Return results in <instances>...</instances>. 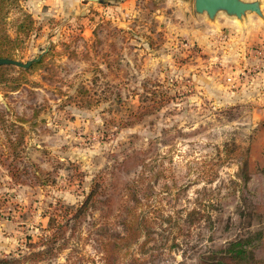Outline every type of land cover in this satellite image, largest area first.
I'll use <instances>...</instances> for the list:
<instances>
[{
  "label": "rangeland",
  "instance_id": "1",
  "mask_svg": "<svg viewBox=\"0 0 264 264\" xmlns=\"http://www.w3.org/2000/svg\"><path fill=\"white\" fill-rule=\"evenodd\" d=\"M90 3L21 0L4 24L0 57L42 58L0 67V264H264V155L217 55L235 34L204 51L166 28L174 0Z\"/></svg>",
  "mask_w": 264,
  "mask_h": 264
},
{
  "label": "crops",
  "instance_id": "2",
  "mask_svg": "<svg viewBox=\"0 0 264 264\" xmlns=\"http://www.w3.org/2000/svg\"><path fill=\"white\" fill-rule=\"evenodd\" d=\"M102 1L110 14L121 18L130 16L132 9L137 3V0ZM174 1L176 3L170 5L171 9L169 15L165 18L169 20L167 23L169 27L166 28L171 30L176 36L185 37L190 42L197 43L206 51L211 49V43L208 38L209 32H214L216 36L219 37L224 28H229L231 32L235 34V36H233L234 41L229 44L231 48L227 47V50L223 51V47L221 46L222 48L219 49L220 54L217 55L220 59V63H223L222 61L225 62L229 58L235 65V74H238V78L236 77L237 90L232 92L231 95L235 96V99L238 98V101L241 102H244L241 98H245L247 105L252 109L247 120L248 125L255 131L252 149L254 152L259 149L264 155V21L261 22L258 17L254 16H248L243 23L228 17H218L214 23L208 24L206 17L197 15L194 7L192 9L189 1ZM85 2L87 7L91 6V3L87 0H74V8L80 9ZM254 44L255 47L259 49H248L246 53L245 49L252 45L254 46ZM260 47L262 49V59H259L257 56ZM257 60L258 63L254 62ZM255 65L262 67V69H258V73L254 70ZM247 66H253L251 67L253 69L251 70ZM243 68H246L247 71ZM239 74L245 75L244 78H240V81L238 80ZM242 81L245 83L241 84ZM261 81L263 85L262 87H258ZM220 103L222 105L225 104L224 97H222Z\"/></svg>",
  "mask_w": 264,
  "mask_h": 264
},
{
  "label": "water",
  "instance_id": "3",
  "mask_svg": "<svg viewBox=\"0 0 264 264\" xmlns=\"http://www.w3.org/2000/svg\"><path fill=\"white\" fill-rule=\"evenodd\" d=\"M89 2H99L100 0H87ZM195 12L198 15H205L211 22H215L221 12L226 13L229 18H234L243 23L249 16L248 14L255 13L264 21V13L261 8L260 1L247 2L244 0H195ZM42 55L27 63H22L17 60L8 58H0L1 66H17L24 69H29L33 63L39 62Z\"/></svg>",
  "mask_w": 264,
  "mask_h": 264
},
{
  "label": "trees",
  "instance_id": "4",
  "mask_svg": "<svg viewBox=\"0 0 264 264\" xmlns=\"http://www.w3.org/2000/svg\"><path fill=\"white\" fill-rule=\"evenodd\" d=\"M21 3V0H0V44H8V43H12L16 40V38H11L5 31H4V24L11 12V10L16 7L19 6ZM26 19L25 22L27 23H22L19 26V30H25L27 28H29L30 24L33 23L32 17L30 15H25ZM2 54V51L0 49V55ZM0 58H8V59H12L14 60L11 56L8 57H0ZM11 175H14V173L12 172ZM97 185H95L94 183V187L91 191V193L86 197L85 202L83 203V205L78 208V210L74 213L73 217L76 219H80L81 217L85 216L89 207L91 205H93L96 201H97ZM67 218V217H66ZM131 224H133V222L131 221H126V231H128V233L132 230L131 229ZM57 227L59 228V231L64 229L65 227V223H58ZM54 237H57V234H54ZM236 245V244H234Z\"/></svg>",
  "mask_w": 264,
  "mask_h": 264
},
{
  "label": "built area",
  "instance_id": "5",
  "mask_svg": "<svg viewBox=\"0 0 264 264\" xmlns=\"http://www.w3.org/2000/svg\"><path fill=\"white\" fill-rule=\"evenodd\" d=\"M259 51V50H258ZM255 52H257V51H255ZM260 52V51H259Z\"/></svg>",
  "mask_w": 264,
  "mask_h": 264
}]
</instances>
